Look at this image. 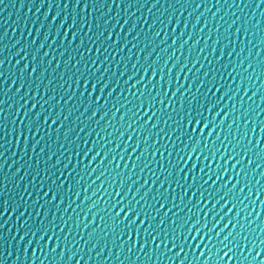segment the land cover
Here are the masks:
<instances>
[{
    "label": "water",
    "instance_id": "obj_1",
    "mask_svg": "<svg viewBox=\"0 0 264 264\" xmlns=\"http://www.w3.org/2000/svg\"><path fill=\"white\" fill-rule=\"evenodd\" d=\"M229 232L220 264L264 260V0H0V264H216Z\"/></svg>",
    "mask_w": 264,
    "mask_h": 264
},
{
    "label": "snow or ice",
    "instance_id": "obj_2",
    "mask_svg": "<svg viewBox=\"0 0 264 264\" xmlns=\"http://www.w3.org/2000/svg\"><path fill=\"white\" fill-rule=\"evenodd\" d=\"M131 78V77H130ZM143 77H141L142 79ZM94 86V85H93ZM97 100L100 99L99 96L96 97ZM145 110H147V107L145 108ZM208 111V108H205L204 109V114H201V111L199 108H195L193 110V113L191 114V124H192V128H191V131L192 132H196L197 129H196V124H201V131L203 130V127L205 126L204 125V121L207 120V113ZM93 115H95V112L93 113ZM113 115H115V110L113 111ZM187 116V114H186ZM138 118V117H137ZM147 121H145L146 123ZM188 127V122H187V119H186V122H185V128L187 129ZM197 143L199 142L198 140L196 141ZM260 141L258 140L257 143H259ZM231 158V157H229ZM241 159H243V157H241ZM249 163H251V161H249ZM223 175V172H221V176ZM205 183H207V181H205ZM213 183H215V181H213ZM225 187L224 185H221V188ZM234 187V185H233ZM217 192L220 191V188H218L216 190ZM242 191V190H241ZM232 192V188H228L227 191L225 192L224 196H220L219 199L223 200L224 201V204H228L230 203V200H231V197H229L228 199H225V196L228 195V193ZM224 204H221L220 206L223 207ZM161 207H163V204L160 205ZM235 203L232 204L231 207H229L227 209V211L224 213V216H227L229 212H231L233 210V207H235ZM113 207H115V205H113ZM116 216H119L120 215V212L119 210L115 213ZM125 215H127V212L125 211ZM257 215H259V213H257ZM134 218V217H133ZM233 219H235V217H233ZM143 222V221H141ZM219 223V220H217L216 222L212 223L211 227L208 228V232L211 233L212 229L216 227V225ZM203 227V226H201ZM229 227V224L226 222L224 224V228H228ZM233 227H235V225H233ZM224 228H221L217 233L216 235L219 236L220 232H222L224 230ZM232 233L229 232L227 235L224 236L223 240L220 242L221 245L223 247H226L227 248V251H224L222 255H220L218 258H217V261H216V264H220L221 261H224L225 260V257L228 258V260H232L233 259V256L236 255L234 249H235V245H233L232 247H228L227 244H224V241H228L229 240V236H231ZM238 235V234H237ZM153 239H155V237L153 236ZM185 239H187V237H185ZM193 239H195V237H193ZM201 239H203V236L201 237ZM209 239H211V236H209ZM182 243V241H181ZM189 243H191V241H189ZM230 243V241H229ZM183 249H181L182 251ZM241 251H243V249L241 248ZM261 251L262 250H257V252L255 253L254 256L251 257V259L249 260L248 257H244L243 260H247L248 261V264H253V262L256 261V258L261 256ZM229 253H232V255H229ZM179 255V253H177V256ZM226 264V262H225ZM259 264H264V260L260 261Z\"/></svg>",
    "mask_w": 264,
    "mask_h": 264
}]
</instances>
